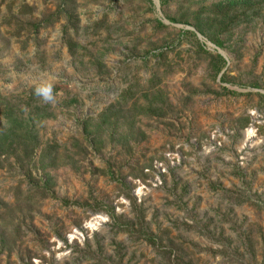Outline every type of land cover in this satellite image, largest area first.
Masks as SVG:
<instances>
[{
  "label": "rangeland",
  "instance_id": "1",
  "mask_svg": "<svg viewBox=\"0 0 264 264\" xmlns=\"http://www.w3.org/2000/svg\"><path fill=\"white\" fill-rule=\"evenodd\" d=\"M159 1L0 0V264H264V0Z\"/></svg>",
  "mask_w": 264,
  "mask_h": 264
},
{
  "label": "trees",
  "instance_id": "2",
  "mask_svg": "<svg viewBox=\"0 0 264 264\" xmlns=\"http://www.w3.org/2000/svg\"><path fill=\"white\" fill-rule=\"evenodd\" d=\"M159 2H160V5H162V1L160 0ZM171 21H173V20H171ZM44 23H45L44 21H41L38 24L30 26V28L33 30V32H37L43 26ZM218 47L221 48V46H218ZM217 58L221 63V66L217 69V75H218L224 68V61L220 56H217ZM252 88H257V87L254 86ZM261 98L264 100V96H261ZM106 121L109 123V118H106ZM25 133H29V130H26ZM30 140H31L30 138H27L28 142ZM137 224L140 228L138 227L139 229L137 231H134V232L137 233L139 236H141L147 243L154 245L155 241H154L153 237L144 229V227L142 226L143 224H141L140 218L137 219ZM132 225H133V223H131V224L130 223H125V224L122 223V224H120V227H123V226L126 227L127 226V229L131 230L130 226H132Z\"/></svg>",
  "mask_w": 264,
  "mask_h": 264
},
{
  "label": "clouds",
  "instance_id": "3",
  "mask_svg": "<svg viewBox=\"0 0 264 264\" xmlns=\"http://www.w3.org/2000/svg\"><path fill=\"white\" fill-rule=\"evenodd\" d=\"M34 94L41 98L44 103H54L55 97L53 96V85L49 82L41 83L34 89Z\"/></svg>",
  "mask_w": 264,
  "mask_h": 264
}]
</instances>
